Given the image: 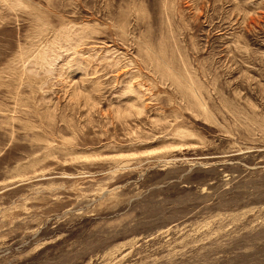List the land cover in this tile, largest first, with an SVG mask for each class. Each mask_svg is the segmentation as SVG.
Returning <instances> with one entry per match:
<instances>
[{
    "label": "rangeland",
    "instance_id": "1",
    "mask_svg": "<svg viewBox=\"0 0 264 264\" xmlns=\"http://www.w3.org/2000/svg\"><path fill=\"white\" fill-rule=\"evenodd\" d=\"M0 264H264V0H0Z\"/></svg>",
    "mask_w": 264,
    "mask_h": 264
}]
</instances>
